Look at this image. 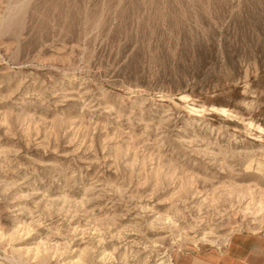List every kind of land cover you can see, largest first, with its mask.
Returning a JSON list of instances; mask_svg holds the SVG:
<instances>
[{"label":"rangeland","instance_id":"374dc122","mask_svg":"<svg viewBox=\"0 0 264 264\" xmlns=\"http://www.w3.org/2000/svg\"><path fill=\"white\" fill-rule=\"evenodd\" d=\"M249 122L264 0H0V264H183L264 233Z\"/></svg>","mask_w":264,"mask_h":264},{"label":"crops","instance_id":"0c3cea01","mask_svg":"<svg viewBox=\"0 0 264 264\" xmlns=\"http://www.w3.org/2000/svg\"><path fill=\"white\" fill-rule=\"evenodd\" d=\"M211 257L192 256L183 264H264V233H247L235 237L229 246Z\"/></svg>","mask_w":264,"mask_h":264},{"label":"bare ground","instance_id":"6f19581e","mask_svg":"<svg viewBox=\"0 0 264 264\" xmlns=\"http://www.w3.org/2000/svg\"><path fill=\"white\" fill-rule=\"evenodd\" d=\"M210 108H211V107H210ZM215 109H216V108H215ZM222 111H225V110L222 109ZM247 126H248L249 128H251V129L254 128V129L259 133L258 137H260V138H264L263 135H262V134H264V128H263L261 125L256 124V123L249 122V123H247ZM224 242H225V241H224ZM224 242H223V244H224ZM217 244H218V243H217ZM215 248L220 249L221 247L217 245V247H215Z\"/></svg>","mask_w":264,"mask_h":264}]
</instances>
